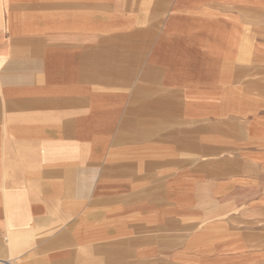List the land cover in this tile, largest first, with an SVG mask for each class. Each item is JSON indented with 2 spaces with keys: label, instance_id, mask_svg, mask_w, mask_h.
Listing matches in <instances>:
<instances>
[{
  "label": "crops",
  "instance_id": "1",
  "mask_svg": "<svg viewBox=\"0 0 264 264\" xmlns=\"http://www.w3.org/2000/svg\"><path fill=\"white\" fill-rule=\"evenodd\" d=\"M0 259L264 264V0H0Z\"/></svg>",
  "mask_w": 264,
  "mask_h": 264
},
{
  "label": "built area",
  "instance_id": "2",
  "mask_svg": "<svg viewBox=\"0 0 264 264\" xmlns=\"http://www.w3.org/2000/svg\"><path fill=\"white\" fill-rule=\"evenodd\" d=\"M0 264H17L15 259H0Z\"/></svg>",
  "mask_w": 264,
  "mask_h": 264
}]
</instances>
